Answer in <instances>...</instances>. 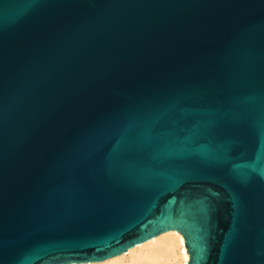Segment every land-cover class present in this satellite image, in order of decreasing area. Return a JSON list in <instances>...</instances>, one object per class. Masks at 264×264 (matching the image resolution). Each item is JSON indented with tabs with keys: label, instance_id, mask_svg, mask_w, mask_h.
Instances as JSON below:
<instances>
[{
	"label": "water",
	"instance_id": "obj_1",
	"mask_svg": "<svg viewBox=\"0 0 264 264\" xmlns=\"http://www.w3.org/2000/svg\"><path fill=\"white\" fill-rule=\"evenodd\" d=\"M168 231L264 264V0H0V264Z\"/></svg>",
	"mask_w": 264,
	"mask_h": 264
},
{
	"label": "bare ground",
	"instance_id": "obj_2",
	"mask_svg": "<svg viewBox=\"0 0 264 264\" xmlns=\"http://www.w3.org/2000/svg\"><path fill=\"white\" fill-rule=\"evenodd\" d=\"M188 260L183 237L168 231L106 260L70 264H187Z\"/></svg>",
	"mask_w": 264,
	"mask_h": 264
}]
</instances>
